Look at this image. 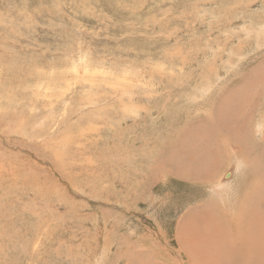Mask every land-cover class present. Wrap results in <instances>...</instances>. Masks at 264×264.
<instances>
[{
    "label": "rangeland",
    "instance_id": "374dc122",
    "mask_svg": "<svg viewBox=\"0 0 264 264\" xmlns=\"http://www.w3.org/2000/svg\"><path fill=\"white\" fill-rule=\"evenodd\" d=\"M263 200L264 0H0V264H264Z\"/></svg>",
    "mask_w": 264,
    "mask_h": 264
},
{
    "label": "bare ground",
    "instance_id": "6f19581e",
    "mask_svg": "<svg viewBox=\"0 0 264 264\" xmlns=\"http://www.w3.org/2000/svg\"><path fill=\"white\" fill-rule=\"evenodd\" d=\"M223 79V78H222ZM249 86V85H248ZM237 92V91H236ZM249 105V104H248ZM224 116V115H223ZM226 123V122H225ZM228 126V125H227ZM230 127V126H229ZM225 129V128H224ZM230 130V129H229ZM236 131V130H235ZM234 131V132H235ZM207 132V131H206ZM230 133V132H229ZM236 133V132H235ZM240 133V132H239ZM226 134V133H225ZM210 135V134H209ZM234 135V134H233ZM232 135V136H233ZM207 136V135H206ZM212 136V135H211ZM220 136H221V134H220ZM222 136H223V133H222ZM221 136V137H222ZM226 136V135H225ZM236 136H237V134H236ZM215 137V136H214ZM228 137V136H227ZM182 139V138H181ZM228 139H229V137H228ZM209 141H211V140H209ZM215 141V140H214ZM213 142V141H212ZM191 144V143H190ZM204 144V143H203ZM207 144H211V145H213L211 142L210 143H207ZM205 145V144H204ZM193 147V146H192ZM198 147V146H197ZM182 149V148H181ZM201 149H203V148H201ZM207 150H208V146H207ZM206 150V151H207ZM179 151L180 150H178V154H179ZM196 151V150H195ZM198 151V150H197ZM202 151V150H201ZM203 151H205L204 149H203ZM203 151H202V153H203ZM206 151L204 152V153H206ZM199 153V152H198ZM211 152H209V154H210ZM207 154H208V152H207ZM180 156V155H179ZM198 156L200 157V155L198 154ZM198 157V158H199ZM202 160V159H201ZM203 160H204V158H203ZM208 160V159H207ZM200 161V160H199ZM204 161H206V160H204ZM203 161V162H204ZM209 161V160H208ZM208 161H206L207 163H209ZM189 163V162H188ZM211 164V163H210ZM201 165V164H200ZM205 166V165H204ZM207 166V165H206ZM196 167H198L197 165H196ZM195 167V168H196ZM200 168V167H199ZM208 168V167H207ZM175 169V168H174ZM242 173V172H241ZM182 174V173H181ZM205 174V173H204ZM205 176V175H204ZM231 176V175H230ZM232 176H233V174H232ZM208 178V177H207ZM206 179V178H205ZM222 179V178H221ZM212 180V179H211ZM240 180V179H239ZM210 181V180H209ZM247 181V180H246ZM208 182V181H207ZM248 182V181H247ZM226 186V185H225ZM223 189V188H222ZM227 189H229L230 190V187L228 188H225L224 190H222L221 192H220V195L218 196V197H221L222 195H223V198H225V197H227L228 198V196H227V194H226V190ZM242 190H244V189H242ZM227 192H229V191H227ZM214 193V192H213ZM218 194V193H217ZM262 194V193H261ZM228 195H229V193H228ZM258 195V194H257ZM242 196H244L243 194H242ZM260 199H261V197H260ZM263 199V198H262ZM227 201H228V199H227ZM264 201V200H263ZM229 205V204H228ZM227 205V206H228ZM254 207H255V205H254ZM262 207H264L263 206V202H262ZM258 209L260 208V207H257ZM214 209H211L210 210V212H207V211H203L202 213H198V214H196L195 215V218H193L194 220H196V221H198V222H200L201 224H203V221L205 222V224L206 225H208L209 226V228H210V226L213 224V220H214V223H215V221H217V223H218V219H216V218H219V213H214V211H213ZM263 210V209H262ZM255 210H253V212H254ZM247 212V211H246ZM249 213H251V212H249ZM264 214V210L263 211H261V209L259 210V212H257V213H255V216L253 217V216H251V218H250V220H247V218H246V216H245V218H246V220H247V222H246V231H245V233L248 235V237H246V239L245 240H239V241H237L235 244V247H234V254H233V257L234 258H236V255L238 256V254H235V250L239 247L242 251H244V252H242V253H246V252H250V253H255V254H257L258 255V253L260 254V253H262L263 254V256L262 257H264V218H260V216H262ZM208 215V216H207ZM202 216V217H201ZM225 216V215H224ZM264 216V215H263ZM243 218V217H242ZM192 219V220H193ZM221 219H222V217H221ZM226 219V218H225ZM220 220V219H219ZM223 220V219H222ZM220 222V221H219ZM222 222V221H221ZM227 223H229V222H227ZM221 224V223H220ZM242 224V223H241ZM240 224V222H239V226L241 225ZM193 225V226H192ZM196 224L195 223H191V227L189 228L190 230V233L192 234V236H190L191 237V246H192V248L195 250H191V252L190 253H192V251H194V252H196L197 253V255H198V252H199V254H200V256H199V258H201L202 260H204L207 264H247V263H245L244 262V258H248V257H254V256H243V261H239V262H233V261H231L230 260V258L232 257V254H230V253H228V252H225V251H223V253H221L222 252V247H221V245H220V243L219 242H222V241H218V240H214V241H211V240H209L208 238L210 237V235H209V237L207 238L206 237V235L208 234V233H210L208 230H209V228H208V230H206L205 229V227H203L202 228V226L201 225H199V226H201V227H199L198 226V224L196 225L197 227L195 228L194 226H195ZM219 225V224H218ZM221 225H223V224H221ZM230 225V224H229ZM216 226V225H215ZM215 226H213V227H215ZM220 227V226H219ZM216 228V227H215ZM210 229H212V228H210ZM234 229V228H233ZM208 231V232H207ZM223 231H225V230H223ZM214 232V231H213ZM217 234H218V232H216ZM219 233H221V232H219ZM226 233V232H225ZM228 233V232H227ZM229 234V233H228ZM240 234H242V233H240ZM208 236V235H207ZM229 236V235H228ZM214 238V237H213ZM232 239V238H231ZM236 239H238V238H236ZM241 239V238H240ZM225 240H227V239H225ZM194 241V242H193ZM245 243V244H244ZM224 244H226V243H224ZM229 244V243H228ZM191 246H190V248H191ZM228 247V246H227ZM189 248V247H188ZM191 248V249H192ZM238 248V249H239ZM232 249V248H231ZM240 250V251H241ZM198 251V252H197ZM188 252V253H189ZM194 252H193V254H194ZM261 254V255H262ZM196 255V254H195ZM231 255V256H230ZM243 255V254H242ZM252 255V254H251ZM228 256H230V257H228ZM256 256V255H255ZM234 258H233V260H234ZM239 258H241V257H238V259ZM237 259V258H236ZM241 259V260H242ZM254 259H256V258H254ZM235 261H237V260H235ZM248 261V260H247ZM246 261V262H247ZM260 261V260H259ZM192 262V261H191ZM203 262V261H202ZM263 262V261H262ZM256 263V262H255ZM249 264H250V262H249ZM253 264V263H252ZM257 264V263H256Z\"/></svg>",
    "mask_w": 264,
    "mask_h": 264
}]
</instances>
